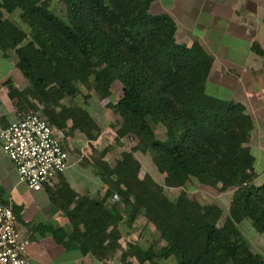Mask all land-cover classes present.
Here are the masks:
<instances>
[{"label": "trees", "instance_id": "16d2710c", "mask_svg": "<svg viewBox=\"0 0 264 264\" xmlns=\"http://www.w3.org/2000/svg\"><path fill=\"white\" fill-rule=\"evenodd\" d=\"M153 1L61 0L65 20L52 12L47 0H0V49H15L23 76L42 91L56 81L58 91L70 96L77 93L73 83L86 81L91 73L102 95L108 94L113 82H120L122 93L112 108L125 126L116 135L136 140L112 169L103 152L95 158L92 165L105 185L101 197L79 194L65 182L56 190L44 185L71 226L67 240L65 233L59 240L66 248L77 244L83 253L99 259L120 248L123 210L116 204L105 206L117 192L130 207L123 224L134 221L142 203L145 219L159 237L167 238L159 251L129 243L121 253L125 264H134L129 254L139 264H161L160 259L170 255L177 264H264L238 227L249 220L264 235V182L257 184L248 146L251 117L240 103L206 92L211 55L200 45L178 42L172 17L153 12ZM2 8L8 13L19 9L28 32L3 18ZM17 94L10 89L12 97ZM148 119L165 127L167 141L155 136ZM133 151H150L169 187L184 186L195 178L212 187L220 184L222 190L231 188L228 221L218 225L222 211L216 205L203 211L180 197L166 205L151 176L138 180L127 173L139 168L131 158Z\"/></svg>", "mask_w": 264, "mask_h": 264}, {"label": "crops", "instance_id": "0c3cea01", "mask_svg": "<svg viewBox=\"0 0 264 264\" xmlns=\"http://www.w3.org/2000/svg\"><path fill=\"white\" fill-rule=\"evenodd\" d=\"M211 2L219 6L216 11L209 12ZM152 8L156 13L172 17L178 42H186L190 47L200 45L211 55L206 92L240 103L251 117L248 146L254 159L257 184L264 182V0H154ZM202 22H205L204 30L197 27V23ZM16 64L17 59L9 48L0 49V129L28 112L23 111L18 96L10 95V89L19 91L26 85ZM48 121L63 130V144L71 148L68 121L65 126H59L51 119ZM83 156H75L71 148L69 167L47 186H54L56 190L65 182L79 194L103 195L100 175L93 162L83 160ZM109 199L112 197L106 199V205ZM0 201L12 205L19 228L30 239L28 256L32 264L112 263V251L99 259L90 252L83 253L77 244L69 248L62 244L58 236L65 233L64 240H67L70 233L67 216L51 200L46 186L32 190L19 181L14 164L3 152L1 144Z\"/></svg>", "mask_w": 264, "mask_h": 264}, {"label": "rangeland", "instance_id": "374dc122", "mask_svg": "<svg viewBox=\"0 0 264 264\" xmlns=\"http://www.w3.org/2000/svg\"><path fill=\"white\" fill-rule=\"evenodd\" d=\"M47 1L52 12L65 20L67 19L66 7L61 0ZM208 7L210 9L209 12H212L216 11L219 6L211 2ZM1 11L3 13V18L9 20L25 33L28 32V26L20 19L19 9L16 8L10 13L6 12L3 8ZM152 11L155 12V9L152 8ZM203 23L205 22H202V24L197 23V27L202 30L206 29ZM183 43L187 44L186 42ZM9 49L18 60L15 49ZM44 73L47 77H50L46 71H44ZM93 78L94 75L91 73L88 75L86 81L78 80L74 82L73 84L77 88V93L72 96L58 91L60 84L56 81H50L48 83L47 86L50 89L48 92L46 90L49 89H44L43 91L37 90V88L25 78L26 85L18 91V100L22 104V107L24 106L23 111H37L43 116L45 115L53 120L57 125L60 124L59 126H65L66 121H68L67 127L69 128V132L67 134L70 137V141L72 138L71 144L73 146L71 145V148L75 156L78 155L81 157V155H84L82 159H87L92 163L95 161L94 158L100 157V154L103 152V160L106 161L110 169H112L115 165V161L121 157L122 153L130 152L133 149L136 140L129 135H124L120 138L116 135L117 129L121 126H125L124 123L120 122L121 118L118 113L112 108V104L118 101L122 93V85L120 82H113L109 87L108 94L102 95L93 84ZM208 91L211 92L210 90ZM217 96L220 97L221 95ZM148 121L155 136L158 139L167 141L168 133L165 127L160 123H153L150 119H148ZM131 158L138 162L139 168L136 172L129 169L127 173L138 180H142L145 174L151 176L165 195L166 205H169V201L176 197L182 198L184 203L192 204L203 211L205 207L216 205L222 211V215L218 220V225H222L224 222L228 221L229 204L233 194L231 188L222 190L220 184L212 187L199 183L195 178H191L184 186L169 187L166 184L164 174L159 172L155 166L150 151H133ZM106 170L108 169L104 168V173ZM105 178L109 181V176H105ZM120 186L122 189H125L124 183H121ZM103 188L105 189V185ZM102 193H104V190ZM113 194H116L117 198H112V200L109 199L105 206L111 207L112 204L118 205L123 210V218L121 220V226L118 228L119 238L122 244L120 248L112 249V253H110L112 259L111 264H125L121 253L126 251L129 243L143 248L152 247L155 251H159V249L167 243V238L159 237L152 222H148L145 219V205L141 203L140 214H138L134 221L127 226L123 224V222L127 221L130 207L122 203V196L120 194L117 192H113L112 195ZM98 197H101V195ZM238 227L249 244L250 250L253 253H259L260 258H264V253L262 252L264 235L257 233L251 226L249 220L242 221L238 224ZM128 258L135 264H139L132 254H129ZM160 262L161 264H177L172 255L165 259H160Z\"/></svg>", "mask_w": 264, "mask_h": 264}, {"label": "built area", "instance_id": "2783aa9c", "mask_svg": "<svg viewBox=\"0 0 264 264\" xmlns=\"http://www.w3.org/2000/svg\"><path fill=\"white\" fill-rule=\"evenodd\" d=\"M63 137V130L34 111L0 129L3 152L14 164L19 181L32 190L42 189L69 167L71 148L63 144ZM29 244L12 205L0 201V264H32Z\"/></svg>", "mask_w": 264, "mask_h": 264}]
</instances>
